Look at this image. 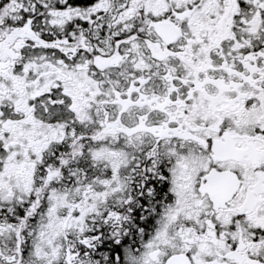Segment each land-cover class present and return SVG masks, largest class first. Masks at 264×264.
Listing matches in <instances>:
<instances>
[{"label":"snow or ice","instance_id":"snow-or-ice-1","mask_svg":"<svg viewBox=\"0 0 264 264\" xmlns=\"http://www.w3.org/2000/svg\"><path fill=\"white\" fill-rule=\"evenodd\" d=\"M0 264H264V0H0Z\"/></svg>","mask_w":264,"mask_h":264}]
</instances>
